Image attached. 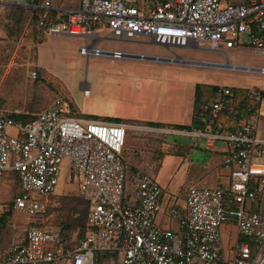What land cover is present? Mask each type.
Listing matches in <instances>:
<instances>
[{"label": "built area", "instance_id": "1", "mask_svg": "<svg viewBox=\"0 0 264 264\" xmlns=\"http://www.w3.org/2000/svg\"><path fill=\"white\" fill-rule=\"evenodd\" d=\"M0 5L42 9L39 27L48 33L86 36L106 28L116 37L148 35L162 43L203 41L215 49L249 47L264 52V0L226 4L223 0H84L82 9L52 8L51 0H0ZM52 9L57 15L49 21ZM80 51L101 53L88 46ZM113 56L122 53L114 51ZM82 89L89 94L86 81ZM232 94L231 86H221L216 96L201 103L208 113L206 127L211 128L195 132L208 146L226 143L223 165L230 169L229 183L227 188L223 183L190 186L183 208L169 211L178 230L157 221L163 211V188L148 173L137 170L133 175L135 201L125 194L123 152L134 125L67 116L61 99L29 122L0 109V206L3 175L16 170L22 191L13 198L11 209L32 215L44 212L45 204L37 196L56 192L67 159L69 180L78 183L82 192L88 188L92 193L86 216L91 232L77 246L65 245L58 231L32 227L25 244L13 242L9 251H0V264H96V256L106 251L119 253L118 264H224L219 255L220 229L229 224L254 241L239 246L233 264H264V214L247 208L249 200L264 196V135L257 132L258 116L253 111L233 128L212 129L223 110L234 109ZM250 96L255 102L264 98L260 89L250 90Z\"/></svg>", "mask_w": 264, "mask_h": 264}, {"label": "rangeland", "instance_id": "2", "mask_svg": "<svg viewBox=\"0 0 264 264\" xmlns=\"http://www.w3.org/2000/svg\"><path fill=\"white\" fill-rule=\"evenodd\" d=\"M42 1L44 2L45 0ZM242 1L223 0L225 4ZM83 2L84 0H51L53 8L82 9ZM13 10L10 6L0 5V103L2 107L5 105L8 109L26 110L32 114L35 111L34 105L39 100L49 96L50 92L45 91L46 86H43L47 81H44L38 75L36 80L33 78V71L38 64L48 67L47 72H50L57 82L62 84V89L69 98L67 102L74 104L73 108L78 112L88 117H98V113L119 115L116 116L120 117L118 119L129 122L136 121L132 120L135 118L130 113H136L135 102L137 95L143 89V85L156 80L158 85L160 83L164 85L167 79H178L173 67L168 68L166 65H161L158 61L114 57L106 54H82L80 51L81 46L91 44L90 40L83 36L44 34L31 22L22 24L18 31L14 32L13 29L17 26L12 21ZM98 31H100V36L103 34L105 36L109 33L106 30ZM112 38L111 40H105V42H115L124 53L132 50H142L156 54H172V51L177 49V47H174L172 50H168L161 45L139 43L137 42L138 40L149 41L148 38L139 36L125 37V40H118L116 36H112ZM242 39H247V37L243 35ZM96 46L99 47L98 45ZM206 48L210 49V51L206 50ZM211 48V44H206L202 41L198 51L203 57H209L212 61L219 63H227L229 61L231 64L251 69L232 68L231 66L209 67L205 68L204 72L196 73L193 71L188 75L181 76V78L207 84L247 87L250 90L260 89L264 91V72L258 70L264 68V52L253 48L236 49L234 47L229 49L225 47L222 48L226 51V54H224ZM14 74L16 75L13 77ZM84 81L91 83V95L89 96L82 89V82ZM173 86L169 89H172ZM189 89V95L192 96L194 91L192 87H189ZM171 91L175 92L174 89ZM60 96L62 97L61 94ZM161 97H163L164 102L170 98L166 94H161ZM205 99L207 98H204L203 101ZM49 101L50 98H46L43 104L45 105ZM255 108L254 111H256L258 123L261 127V125H264V98L260 102H255ZM169 109L168 103L164 105L158 104L156 107L155 105L153 107L146 105L145 107L138 101V113L146 115L143 117H148L149 119L163 112H168ZM164 116L171 118L175 114L166 113ZM181 120H184V118L182 117ZM146 130V128H142V132L146 134L141 136L148 138L147 141L149 143H146L144 147V150L149 152V154L146 152L148 154L146 158L148 159L142 160L141 157L144 154L139 151L141 155L133 153L135 156L132 164L131 160L127 158L130 154H123L126 163L130 162L131 164L129 166L131 170H128L125 182V194L130 197L131 201H135L136 194V189L133 185V172L136 170V168H133L134 165H137L141 171L155 178L165 190L167 189L166 194L175 199V193L181 187L183 188L181 193H183L192 184L196 183V186H201L202 182H199L200 180L196 177L199 175L196 170H200L203 166L211 167L213 165L209 161L211 156L213 157L211 158L212 161L215 158L216 163H219V155L217 156L213 148H206L204 144L196 147H187L195 143L193 141L197 137L194 135H181L176 134V131L161 132L158 130L152 133ZM142 132L140 129H129L127 137L130 135V143L135 138L142 139V137L137 136V134H142ZM162 134H164V137H160ZM131 138L133 139L131 140ZM172 141L178 142L175 143L178 148L174 147L175 145L172 143L171 145L169 144ZM191 141L193 144H191ZM223 145L226 148L225 142L217 143L219 147ZM179 151L183 155H187L189 151L190 156L183 158L182 154L178 153ZM205 154L207 157L204 160ZM11 157L12 159L15 158L14 155ZM161 159L163 164L157 165L156 163L158 160L161 161ZM192 163L194 164L193 167H191ZM218 168L222 173L223 183L228 182L230 169L223 165V161ZM191 169V172H196V175L192 173L193 176L187 177ZM69 173V160L67 159L61 165V174L55 194L37 196L45 204V211L36 215L22 211H13L12 213L6 211L7 207L11 205L10 187L6 184L2 185L1 196L3 202L0 206L1 213H3L0 216L1 250L2 246L9 244V240L13 237L17 238L19 235H25L30 228L38 226L40 222L55 224L54 226L65 231L66 237L70 240L76 239L79 236V232L86 229V213L90 206L92 193L88 188L82 192L78 183L69 180ZM196 180L201 184L197 185ZM47 198L51 199V201L45 203ZM260 199L264 201V196H261ZM249 201L251 202V200ZM260 211L264 212L262 209ZM168 219L170 218H163L161 214L157 221L162 224ZM13 224L16 225L15 230L12 228ZM66 224L68 225L67 228L64 227ZM48 227L54 228L52 226ZM98 257L96 256V264L99 261ZM61 264H65L64 261Z\"/></svg>", "mask_w": 264, "mask_h": 264}, {"label": "crops", "instance_id": "3", "mask_svg": "<svg viewBox=\"0 0 264 264\" xmlns=\"http://www.w3.org/2000/svg\"><path fill=\"white\" fill-rule=\"evenodd\" d=\"M52 12H55V15H57V12L54 9H52ZM99 30H106V32H108V30L106 28H101ZM96 32H95V34H90V35H86L83 37L88 38L90 40L89 42L93 43L94 47L101 51V53H100L101 55L102 54L113 55L114 51H120L122 53L121 57H129L132 59H143V58H137L136 57L137 54H144V55L149 54V56L151 55V56H158V57H162V58H171L170 62L158 61V60H153V61H158V62H160L161 65H166L168 68L173 67L177 73L178 79H175V80L167 79V80H165L164 85H162L161 83L158 85L156 82L157 80L156 81H150L149 84L143 85V89L141 90L140 94L137 95V99L135 102L136 103V106H135L136 107V110H135L136 113H132V112L130 113L131 116L133 118H135L132 120L141 121V122L147 121V122H156V123L167 124L166 127L141 126V127H147L148 129L151 128V130H149V131L147 130V132L154 133L155 130H158L161 132L176 131L175 132L176 134L194 135L195 136L196 135L195 132H198L201 130L202 131H204V130L208 131V129H210L209 125H208V129H204V128H202L203 126L199 127L200 125H195V123H194V102L196 99V86L198 83H201V82L192 81L191 79L181 78V76L188 75L189 73H191L193 71H195L196 73L197 72H199V73L204 72L205 68H209V67L216 68V67H220V66H223V67L231 66L232 68H240V69L245 68V67H240V66L231 64L229 61L227 63H219L216 61H212V59H210L209 57H203V55H201L198 51L201 43L199 45H195L192 43L177 44L179 46H176L177 49L175 51H172V54H169V53H167V54H165V53L156 54V53H151V52L142 51V50H132L130 52L124 53V52H122V49L120 48V46L118 44H116L115 42H112V43L111 42H105V40L113 39L112 38L113 35H109V33H108L105 36H104V34L102 36H100L99 35L100 31H98L97 33ZM46 33H48V32H46L44 29V34H46ZM54 34L63 35V33H54ZM139 37L148 38L149 41L138 40L137 42L145 43V44H152V43H150L152 41V39L148 35H140ZM116 39L125 40V38H119V37H117ZM204 43L207 44L209 42H204ZM96 45H98L99 47H97ZM172 48H174V47H172ZM172 48L171 49L166 48V49L172 50ZM246 48H249V47H246ZM195 49H197V50L195 51ZM211 49L218 51V52L221 51L224 54H226V51L223 49H215L213 47ZM229 49H233V48H229ZM236 49H239V48H236ZM110 50H113V51H110ZM206 50L210 51V49H208V48H206ZM148 61H152V60H148ZM38 66L48 68L46 66L39 65V64H38ZM247 69H251V68L247 67ZM48 74H50V73H48ZM87 84L90 88V92H89V94H87L89 96V95H91V83L87 82ZM173 84H174V86H173ZM172 86H173L172 89H174L175 92L171 91L172 89H169ZM189 87L190 88L192 87V90L194 91L192 96L189 95V92H190ZM161 94L162 95L166 94V96L169 95L170 98L166 102H164L162 99L163 97H161ZM138 99H140V100H138ZM138 101H140V104L145 106V107H146V105L149 107H153V105H155V107H156L158 104L164 105V104L168 103V107H170V109L168 112H163L159 115H155L154 118L149 119L148 117L147 118L143 117L146 115H140L138 113ZM166 113L175 114V116H173L171 118H166L164 116V114H166ZM98 114L99 115H97L98 117H96V118H120V117H116L119 115H107L105 113H102V114L98 113ZM182 117L184 118V120H181ZM239 122H241V120L240 121H237V120L234 121V118H232L231 122L229 124H232L231 128H233ZM173 124H181V125L197 126V127L192 131H187V130L174 129L172 127ZM221 124H223V123H221ZM130 129H140V131L142 132V129L139 127V125H134V127L130 128ZM257 132L260 135H264V125H261V127H260V125L258 123ZM145 134L146 133L142 132V134L139 133V134H137V136L142 137ZM163 135L164 134H162V136L160 135V137H164ZM195 137H197V136H195ZM132 139L133 138H131V140ZM135 139H137L138 141ZM135 139L132 140L131 145H133L134 149H136V151H138V152H135L133 150L134 152H132V154H130L131 158H130V156L127 157L128 159L131 160L132 164L134 163L133 157L135 155H137V153H138V155H141L139 151H141L144 154V156L141 157L142 160L148 159L146 157L149 154L148 151H146V150L144 151V147L146 146V143L147 144L149 143L147 141L148 138L142 137V139H140V138H135ZM171 143L175 145L174 147L178 148L175 144V143H178L177 141H174V142L172 141L169 144L171 145ZM193 143L191 141V144H193V145H188L187 147H189V148H190V146L196 147L197 145L200 146V144H204L206 148H213V151H215L217 153V156L219 155L218 156L219 157V163L218 164L216 163L215 158L212 161L211 158H213V157L211 156L209 158V161H211V164H213L211 167L203 166V167H201L200 170H196L198 172L197 174H199L196 177L200 180L199 182H202V184H201V183H198L196 180L197 185L201 184V186H211L214 184L223 183L222 178H221L222 173L218 167L220 165H222V161H224V158L228 154L227 145H226V148H225V145L219 147V146H217V144L214 147L208 146L206 143V139L202 138V137H197V139L195 141H193ZM217 143H219V142H217ZM181 147H182V145H181ZM218 147H219V149H217ZM146 152H148V154ZM178 153L180 155L182 154L183 158L190 156L189 151H188L187 155H183V153L181 151H179ZM206 157L207 156L205 154L204 160ZM125 163H126V161H125ZM156 164L157 165L163 164V160L162 159H161V161L158 160V162ZM193 165L194 164L192 163L191 167H193ZM134 166H135L136 170H140L137 165H134ZM157 168H158V166H157ZM191 171H192V169L189 171V174L187 177H189L190 175L193 176V174L196 175V172L193 173ZM6 172H8V175L10 176L12 171L7 170ZM229 178H230V176L228 177V182L223 183L224 185H228L229 180H230ZM3 184H6L10 187V196H11V200H10L11 202L10 203L12 205L13 190L15 187L14 179L7 178V180H5ZM192 185H196V183L192 184ZM182 189L183 188L181 187L179 189V191L175 193V197H176L175 199H173V197H170L169 195L166 194L167 189L166 190L164 188L162 189L160 201L162 204L163 211L159 215L162 214L163 218H170L169 211L172 207L183 208L184 200H185V198H184L185 191L186 190L188 191L189 188L185 189V191L183 193H181ZM260 197L261 196H258L256 200H251V202L248 201L247 202V208L251 209V210L256 209L259 212H261L260 209H262V211H264V201H262L260 199ZM49 201H51V199L47 198L45 200V203H47ZM249 202H250V205H249ZM11 205H10V210H6L10 213H12L14 211L11 209ZM261 213L264 214V212H261ZM162 224H164V225H162ZM162 224H161V226L164 228H171L173 230H178L177 221H175L171 218L168 219L167 221H164ZM54 225L47 223V222H45V223L40 222L38 224V226H36V227H46L47 229H51L53 231H58L60 233L61 238L63 239L64 244L69 245V246H77L78 242L80 240L84 239L91 232L90 229L86 226V229L79 232V236H77L76 239L74 238V239L70 240L66 237L64 230H62L61 228L54 226ZM48 226H52L54 228L52 229V228H49ZM64 227L67 228L68 225L66 224V225H64ZM12 228L15 230L16 225L13 224ZM220 230H221V250H220L219 255H220L221 261L224 264H233V260H234L235 256L237 255L236 253L238 251L239 246L245 242L253 244L254 241L252 238L244 236L243 234H241L240 230L235 225H230V224L225 225V226H222ZM13 242L25 244L27 242V233L25 235H19L17 238L13 237L11 240H9V244L7 243L6 245L2 246V250L0 249V251H9L12 247ZM98 256H99L98 259L100 261V264H102V263L103 264H118L119 259H120L119 253L114 252V251H106L104 253H100ZM99 261H98V264H99Z\"/></svg>", "mask_w": 264, "mask_h": 264}, {"label": "trees", "instance_id": "4", "mask_svg": "<svg viewBox=\"0 0 264 264\" xmlns=\"http://www.w3.org/2000/svg\"><path fill=\"white\" fill-rule=\"evenodd\" d=\"M12 7L13 10V24L16 25L17 27L13 29L14 32H17L20 26L23 24H26L27 22L34 23L37 27V29L41 32L44 33V28H39V21L43 17L44 11L42 9H29L25 7H18V6H10ZM55 17V12H50L49 15V21L52 20ZM36 72V76H33L36 80L39 76L43 78L45 82L43 86H46L45 91L50 92L49 96L45 97L50 98V101L47 104H43L45 99L39 100L38 103L34 105L35 111L31 114L29 111L26 110H19L16 112L15 108L14 109H8L5 107V105L2 107L0 103V109L6 111L7 115L10 116L13 119H18V120H23L24 122H29L32 121L37 117V115L47 106H49L51 103L54 101L61 99L62 101V106L64 110V114L67 116H75V117H85V118H96V117H88L85 114H82L78 112L76 109L73 108L72 104H69L67 100L69 98L67 97L65 91L62 89V84L57 82V80L54 78V76L50 73L47 72V68L44 67H39L37 66L36 69L34 70ZM50 73V74H48ZM16 74L13 75V77ZM32 75V74H31ZM38 75V77H37ZM27 77V76H26ZM37 77V78H36ZM7 79V76H6ZM32 80V81H34ZM48 86V87H47ZM220 85L216 84H207V83H198L196 86V99H195V106H194V123L195 125H200L199 127H202L204 129H208L206 127L207 125V115L208 113L204 111L201 108V102L203 101L204 98H209V97H214L216 96L218 90L220 89ZM233 94L231 96L232 102L234 105V109L232 111H227L223 110L220 114L219 117L216 119L215 124L213 123L212 129L215 130H220L222 128H231L232 124H229L231 122V119L234 118V121H240L248 117L249 114H251L252 111H254L255 108V101L251 98L250 96V89L247 87H232ZM59 95H58V94ZM62 95V97L60 96ZM264 94V91H263ZM47 105V106H46ZM224 117V118H223ZM97 119H103L107 121H114V122H125L131 125H139V126H157V127H166L167 124L163 123H156V122H141V121H125V120H120L118 118H97ZM223 123V124H221ZM172 127L174 129H179V130H187V131H192L194 130L197 126H188V125H181V124H173ZM211 128V127H210ZM135 138V137H134ZM137 152L136 149H134V146L131 145L130 143V135L129 137L126 136V143L124 147V152L123 154L128 155L132 154V152ZM145 151V150H144ZM129 156V155H128ZM125 161V160H124ZM127 165V174L128 170L130 169V162H128ZM135 168V166H133ZM10 176L8 175V172L5 171L3 175V181L7 180V178H12L14 179L15 182V187L13 190V198L19 195L22 191L21 188V179H20V173L16 170H11ZM133 172L134 174L136 173ZM220 186L219 184H214L211 185L210 187H218ZM224 188H227L226 185L223 186ZM187 194V190L185 191L184 198ZM12 204H13V199H12ZM6 212V211H5ZM0 212V216H1ZM83 236V235H82Z\"/></svg>", "mask_w": 264, "mask_h": 264}, {"label": "water", "instance_id": "5", "mask_svg": "<svg viewBox=\"0 0 264 264\" xmlns=\"http://www.w3.org/2000/svg\"><path fill=\"white\" fill-rule=\"evenodd\" d=\"M150 43L152 44H156V45H161V46H164L165 48H169L171 49L172 47H176V46H179L175 43H162V42H159V41H156V40H152ZM137 58H143V59H147V60H158V61H165V62H170L171 61V58H162V57H158V56H149V55H144V54H137L136 55ZM241 69H247L246 67L245 68H241Z\"/></svg>", "mask_w": 264, "mask_h": 264}, {"label": "clouds", "instance_id": "6", "mask_svg": "<svg viewBox=\"0 0 264 264\" xmlns=\"http://www.w3.org/2000/svg\"><path fill=\"white\" fill-rule=\"evenodd\" d=\"M97 33V32H96ZM119 38H125V37H119ZM152 39V38H151ZM153 40V39H152ZM82 47V46H81ZM88 47H90V48H94L95 49V47H94V45H93V43H91L90 45H88ZM261 69V68H260ZM260 69H258L259 71H261ZM147 131V130H146Z\"/></svg>", "mask_w": 264, "mask_h": 264}]
</instances>
